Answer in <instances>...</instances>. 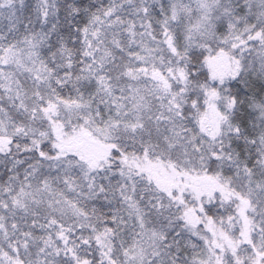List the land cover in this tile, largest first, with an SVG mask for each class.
I'll list each match as a JSON object with an SVG mask.
<instances>
[{
  "label": "snow or ice",
  "instance_id": "obj_1",
  "mask_svg": "<svg viewBox=\"0 0 264 264\" xmlns=\"http://www.w3.org/2000/svg\"><path fill=\"white\" fill-rule=\"evenodd\" d=\"M0 264H264V0H0Z\"/></svg>",
  "mask_w": 264,
  "mask_h": 264
}]
</instances>
